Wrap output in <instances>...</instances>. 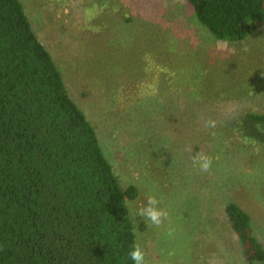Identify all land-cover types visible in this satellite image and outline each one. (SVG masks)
<instances>
[{"label":"rangeland","instance_id":"374dc122","mask_svg":"<svg viewBox=\"0 0 264 264\" xmlns=\"http://www.w3.org/2000/svg\"><path fill=\"white\" fill-rule=\"evenodd\" d=\"M19 1L114 172L138 191L127 208L145 264H246L224 208L249 213L264 247V144L222 126L188 132L177 109L165 111L163 87L174 79V91L264 114V24L223 43L187 0ZM197 153L213 158L208 172L193 167ZM149 194L169 212L159 228L137 214Z\"/></svg>","mask_w":264,"mask_h":264},{"label":"trees","instance_id":"16d2710c","mask_svg":"<svg viewBox=\"0 0 264 264\" xmlns=\"http://www.w3.org/2000/svg\"><path fill=\"white\" fill-rule=\"evenodd\" d=\"M187 1L215 41L241 42L264 24V0ZM172 82L163 87L171 95L165 111L177 109L188 132L210 129L211 119L246 145L264 144V114L194 98ZM137 197L105 157L21 2L0 0V264H133L127 204ZM224 216L246 264H264L249 213L229 201Z\"/></svg>","mask_w":264,"mask_h":264},{"label":"clouds","instance_id":"9594fccd","mask_svg":"<svg viewBox=\"0 0 264 264\" xmlns=\"http://www.w3.org/2000/svg\"><path fill=\"white\" fill-rule=\"evenodd\" d=\"M206 128H215L216 121L208 119L204 121ZM215 135V133H213ZM190 151V147L187 149ZM212 157L204 153H197L192 157L193 167L198 168L201 172H208L212 166ZM159 200L155 195H147L146 203L139 206L137 214L144 217L151 225L159 228L165 220L169 219V212L167 209L159 207ZM173 230L168 229L167 234L172 235ZM129 259L133 264H145V252L142 250L139 244H132L128 252Z\"/></svg>","mask_w":264,"mask_h":264}]
</instances>
